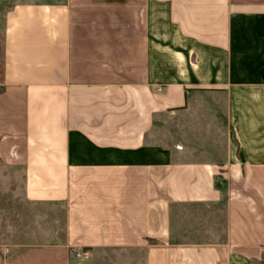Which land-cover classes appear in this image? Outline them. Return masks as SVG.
Listing matches in <instances>:
<instances>
[{
	"label": "crops",
	"instance_id": "0c3cea01",
	"mask_svg": "<svg viewBox=\"0 0 264 264\" xmlns=\"http://www.w3.org/2000/svg\"><path fill=\"white\" fill-rule=\"evenodd\" d=\"M0 220V264H264V0H12Z\"/></svg>",
	"mask_w": 264,
	"mask_h": 264
},
{
	"label": "rangeland",
	"instance_id": "374dc122",
	"mask_svg": "<svg viewBox=\"0 0 264 264\" xmlns=\"http://www.w3.org/2000/svg\"><path fill=\"white\" fill-rule=\"evenodd\" d=\"M11 2L12 0H0V82H1V71H2V25H3V18H4V14L5 12L8 10V8L11 6ZM172 119H169L165 122V124H162V128H161V133L164 134H168L170 136L174 137V140L177 138V131L175 129H172L171 127L173 126V124L176 123V120H174L175 118L179 119V117H171ZM172 122V125H171ZM179 122V121H178ZM167 124V125H166ZM176 125V124H175ZM173 128H175V126H173ZM169 136V137H170ZM15 189H12V191H14ZM3 191V190H2ZM5 194V193H3ZM7 196L6 197H10L13 194H11L9 191H7ZM4 196V195H3ZM14 196V195H13ZM16 196V195H15ZM5 197V196H4ZM7 222V221H6ZM4 221L0 220V242L4 243L5 241V237L4 235H2L1 233L3 232V226H4ZM8 224V222H7ZM2 235V236H1Z\"/></svg>",
	"mask_w": 264,
	"mask_h": 264
}]
</instances>
